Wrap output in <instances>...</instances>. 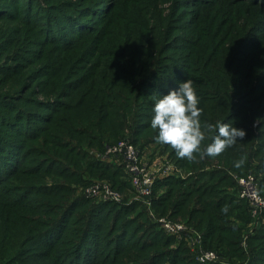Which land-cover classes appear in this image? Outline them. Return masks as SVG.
Masks as SVG:
<instances>
[{
    "label": "trees",
    "instance_id": "1",
    "mask_svg": "<svg viewBox=\"0 0 264 264\" xmlns=\"http://www.w3.org/2000/svg\"><path fill=\"white\" fill-rule=\"evenodd\" d=\"M4 1L0 0V22H21L19 16L11 15L10 6H5ZM165 1L113 0L105 10L101 0H85L63 10L65 17L61 22H67V28L73 32L71 41L61 45L45 41L37 52L40 56L34 61L44 59L52 68L44 77L40 93L54 95L58 105L31 99L39 110L51 112L41 115L43 127L36 133L24 135L21 140L27 142L23 148H29L26 155L45 156L32 160L40 166L44 162L69 165L45 171L52 175L54 186L50 185L56 191L51 192L41 183L32 186L38 190L42 209L36 219L39 223L34 222L26 239L39 240L45 249L30 254V258L41 260L50 256L58 261L64 258L63 264L67 261L95 264L109 261L104 259L108 252L113 264H157L159 261L264 264V210L257 216L250 214L247 201L238 197V186L232 176H254L259 193L264 196V43L250 42L249 49L241 53L234 42L214 51L207 47L204 34L189 40L178 38L176 42V28L168 23L172 14L165 13L161 7ZM179 1L169 0L173 8L179 7ZM1 10L5 14L1 15ZM45 14L44 20H49V14ZM91 16L95 17L93 26L85 25L84 20ZM111 28L114 29L112 39L108 36ZM5 38L6 35L0 37V47ZM182 41L190 43L180 45ZM47 48L56 51V58H48ZM178 52L181 55L172 56ZM66 59L70 62L64 65ZM77 70L83 76L79 77ZM16 72L13 69L7 76ZM70 74L75 77V91L65 92ZM3 76L0 74V80ZM188 79L193 80L199 96L203 122L231 123L246 132L243 139L238 138L233 147L219 156L202 160L197 157L196 162L177 158L174 149L157 143L158 132L151 128L154 97L178 90L179 84ZM37 80L38 76L34 75L33 81ZM29 86L22 83L14 92L4 94L3 101H22ZM53 88L56 89L52 91ZM150 95L154 96L152 100L144 103ZM15 96L19 97L12 99ZM66 97L71 99L64 101ZM20 114L15 112L12 118L21 121L23 115H28ZM212 135L209 133L202 142L204 146L211 143ZM121 139L129 141L138 151L154 146L186 174L185 178L170 175L156 180L150 209L142 201H128L127 192L134 191L117 158L101 159L106 147ZM90 149L99 151L100 156L91 154ZM13 152L8 149L0 153V179L5 182L8 176L19 171L23 158L14 157ZM241 158L245 164L236 168L234 164ZM70 169L73 175H67ZM94 176L109 179L123 200L100 201L82 193L74 194L76 188L72 184L85 183V187L94 182H89ZM225 205H228L226 214L221 211ZM9 206L6 201L0 202L2 212H8ZM149 210L170 219L176 215L186 218L184 222L199 233L201 247L215 252L222 261H199L184 240L167 235L149 219ZM107 217L114 224L105 229L99 222ZM143 227L146 231L137 235ZM20 232L19 228L12 233L17 236L14 240L0 238V264L36 262L9 258L21 245ZM102 232H108L104 244L99 240ZM142 233L147 234L144 237ZM128 242V248L122 247ZM105 245L107 252L101 258Z\"/></svg>",
    "mask_w": 264,
    "mask_h": 264
},
{
    "label": "rangeland",
    "instance_id": "2",
    "mask_svg": "<svg viewBox=\"0 0 264 264\" xmlns=\"http://www.w3.org/2000/svg\"><path fill=\"white\" fill-rule=\"evenodd\" d=\"M84 1L85 0L4 1L5 6H10L9 10L11 11V15H14L15 17L19 16L22 20L21 22L17 21L16 23L6 21L0 22V37L2 38L6 35V38L2 42L4 45L0 47V74L4 75L2 80H0V153H4L6 150L10 149L11 151H14V157L23 156L19 171L8 176L6 182L0 179V202L6 201L10 205L7 210L8 212H2L0 210V238L5 237L6 239L12 238L14 240L17 236L12 233L19 231V228L21 229V232L19 233L21 245L19 247L17 246V250L9 255V258L12 261H30L32 263L36 261L34 264H63L65 261L64 258H61L58 261L50 256L41 258V260L30 258V254L39 253L45 249V247L39 243V240L37 239L28 241L26 235H29L28 231L32 229L34 222L39 223V220L36 219H39L40 214H38V211L42 209V200H39L40 196L37 194L38 190L35 188L32 189V186L41 183V185L49 187L52 190L51 192L56 191L57 188L53 187V182L50 179L52 175L45 171L48 169L52 171L60 170L65 165H69V163L59 162L58 164H50L44 162V164L42 163L40 166V164L38 165L36 164L37 162H33L32 160L35 158L38 161L45 156L41 154L26 155V151L29 148H23V146L26 145L27 140L24 141L21 139L24 135L29 134L30 132L36 133L40 127H43V123H40L39 118L42 117L41 115H45V113L49 114L51 112V110H45L43 108L39 110L37 108L38 105L33 104V100L31 99L56 104L54 95L43 96V94L40 93L41 89L44 88V77L47 73H50L52 68L48 66L44 59L34 61L40 56L37 52L41 50L45 41L51 40L54 45H61L62 43L71 41L73 32L67 28V22H61V19L65 17L63 10H67L70 7L74 8V6H77ZM101 2L104 3L102 8L105 10L108 9L110 3L113 4V0H101ZM178 6L179 7L177 8H173V4L170 3L169 0H166L161 4L165 13L171 12L172 14L168 23L176 28L174 35L176 42L178 38H187L189 40L193 39L196 35L199 36V34H204L206 35L205 41L207 47H212L214 51L222 47L227 48L231 42H234L239 46L238 48L241 53H245L249 49L248 44L250 42L264 43V0H180ZM1 12H3L1 15L5 14L3 10H1ZM46 12L49 14V20H44V18H47L45 14ZM93 19H95L94 16L85 19V25L93 26ZM63 27H65V29H63ZM113 30L114 29L111 28L108 32V36L111 39L114 37ZM182 43L180 45L187 46L190 42L182 41ZM180 51L185 50L183 49ZM46 52L48 58H56V51L47 48ZM181 53L182 52L174 53L172 56L181 55ZM101 58H104V56H101ZM69 62L70 60L66 59L64 65L69 64ZM13 69H17V72L13 75L7 76V74L13 71ZM34 75L38 76L37 81H33ZM77 75L79 77L83 76L82 72L79 70H77ZM74 81L75 77L73 74H70L63 91H75L73 88ZM22 83L23 85L27 83L30 85L28 87L29 90L22 101L16 103L3 101L4 97L2 96L4 94L14 92ZM55 89L53 88L52 91ZM47 93H50V91L48 90ZM17 97L19 96H15L12 99ZM153 97V95L145 97L144 103H148ZM69 99L71 98H63L64 101H68ZM15 112L21 113L20 115H28H23L22 120L19 121L17 118H12L13 115H15ZM89 152L93 155L98 154V156H100V152L95 149H90ZM139 153L148 163L159 159H167L173 164V161L167 157V154L156 150L152 145L143 148ZM7 159L9 158L7 157ZM115 160L121 164L120 158ZM177 170L180 171L183 178H185L186 174L178 168ZM66 173L67 175H73V170L70 169ZM27 176H30L31 178H26ZM232 176L233 179L237 177L235 175ZM91 181H107L111 183L107 178H97L96 176L92 177V179L89 178V182ZM83 184L85 183L72 184V187L76 188L74 194H83ZM127 195L129 198L128 201L135 197L134 193L127 192ZM154 215L156 217H162L155 213ZM163 216L168 217L167 215ZM149 219L154 221L151 217ZM185 219L180 215H176L172 220L185 223ZM122 220L123 218H121V221ZM99 223L101 224V227L105 229L111 228L114 224L113 220H109L108 217ZM143 230H145V227L141 228L137 235ZM107 234L108 232H102L99 234L101 244H104L107 241ZM146 234L147 233H142L141 235H144L145 237ZM15 242L18 244V238ZM129 244L130 243L128 242L122 247L128 248ZM190 249L195 253V258H197V245ZM101 252L100 257L102 258L104 256L103 252H107L106 245ZM109 256L110 254L108 255L107 252V256H105L104 259L109 261H96L95 264H113L114 261H110ZM219 261H222L221 258H219ZM74 262L76 261H67L65 264H76ZM21 263L24 264L23 262ZM159 263L167 264L168 262L159 261L157 264ZM238 264H244V262Z\"/></svg>",
    "mask_w": 264,
    "mask_h": 264
},
{
    "label": "built area",
    "instance_id": "3",
    "mask_svg": "<svg viewBox=\"0 0 264 264\" xmlns=\"http://www.w3.org/2000/svg\"><path fill=\"white\" fill-rule=\"evenodd\" d=\"M120 158L121 164L130 179L134 195L129 201H142L148 209L151 203L152 187L154 182L172 175L182 176L172 163L167 159H159L148 163L140 155L138 149L127 140H120L107 146L101 159ZM238 186V197L247 201L252 216H257L264 210V196L259 193L254 176L247 175L235 178ZM83 194L88 198L100 201L121 202L123 196L115 190L107 181H94L83 187ZM150 217L159 227L169 236L184 240L185 243L193 248L198 247L197 258L204 263L219 261L218 255L213 251L204 250L200 245V235L187 224L174 221L168 217H156L150 211Z\"/></svg>",
    "mask_w": 264,
    "mask_h": 264
},
{
    "label": "clouds",
    "instance_id": "4",
    "mask_svg": "<svg viewBox=\"0 0 264 264\" xmlns=\"http://www.w3.org/2000/svg\"><path fill=\"white\" fill-rule=\"evenodd\" d=\"M192 79L179 84L178 90H172L162 97H154L151 128L157 130V143L168 145L175 150L177 158L196 162L197 157H216L233 147L246 135L245 130L233 127L231 123L217 121L215 124L203 122L200 118L203 109ZM212 133L211 143L202 142ZM245 159L236 161L234 166L241 168ZM221 211L228 212V205Z\"/></svg>",
    "mask_w": 264,
    "mask_h": 264
}]
</instances>
